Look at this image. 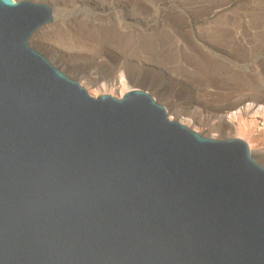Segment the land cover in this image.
Instances as JSON below:
<instances>
[{"label":"water","instance_id":"obj_1","mask_svg":"<svg viewBox=\"0 0 264 264\" xmlns=\"http://www.w3.org/2000/svg\"><path fill=\"white\" fill-rule=\"evenodd\" d=\"M0 0V264H264V167L146 91L91 97Z\"/></svg>","mask_w":264,"mask_h":264},{"label":"rangeland","instance_id":"obj_2","mask_svg":"<svg viewBox=\"0 0 264 264\" xmlns=\"http://www.w3.org/2000/svg\"><path fill=\"white\" fill-rule=\"evenodd\" d=\"M15 1L51 8L55 27L31 47L84 88L87 78L116 79L123 65L128 91H146L170 112L201 111L207 125L236 99L264 97V0ZM195 127L204 137L238 138L225 127Z\"/></svg>","mask_w":264,"mask_h":264},{"label":"bare ground","instance_id":"obj_3","mask_svg":"<svg viewBox=\"0 0 264 264\" xmlns=\"http://www.w3.org/2000/svg\"><path fill=\"white\" fill-rule=\"evenodd\" d=\"M54 19L55 17L53 16V20ZM53 27H55V22L53 26L45 25L37 30L30 40V45L42 43L46 34L51 32ZM115 69L119 71L116 79L108 80L103 83H98L96 80H90L88 78L85 80L87 86H85V90L88 91L91 97L95 98L97 95L112 96V93L117 91L118 99H120L129 92L130 79H132L131 74L123 65L116 66ZM245 99H236L237 101L229 105V110L227 112H219L213 115L212 118L217 122L216 124L210 123L209 125L200 118L201 111L192 110L191 107L184 110L174 109L171 112L166 110L170 120H174L196 132H198V129L195 125L199 127L206 126L208 128L207 130L215 132H219L222 127H225L229 135L233 134L244 140L252 158L259 164L264 160V97L247 99L248 101ZM195 114H197L199 118H196ZM235 123L238 124V126Z\"/></svg>","mask_w":264,"mask_h":264}]
</instances>
